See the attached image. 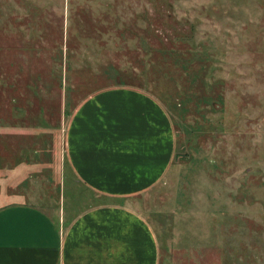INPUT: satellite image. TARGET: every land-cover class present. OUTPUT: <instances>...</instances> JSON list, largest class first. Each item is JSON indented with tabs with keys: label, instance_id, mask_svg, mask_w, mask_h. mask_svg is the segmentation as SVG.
I'll return each mask as SVG.
<instances>
[{
	"label": "rangeland",
	"instance_id": "1",
	"mask_svg": "<svg viewBox=\"0 0 264 264\" xmlns=\"http://www.w3.org/2000/svg\"><path fill=\"white\" fill-rule=\"evenodd\" d=\"M107 87L146 92L171 124L172 163L134 196L94 191L63 152L64 109ZM10 201L67 220L125 204L162 264H264V0H0Z\"/></svg>",
	"mask_w": 264,
	"mask_h": 264
},
{
	"label": "crops",
	"instance_id": "2",
	"mask_svg": "<svg viewBox=\"0 0 264 264\" xmlns=\"http://www.w3.org/2000/svg\"><path fill=\"white\" fill-rule=\"evenodd\" d=\"M67 112L66 161L99 194H140L172 163L168 116L144 91L103 88ZM63 205L58 214L24 201L1 205L0 264H162L154 232L133 207L103 203L67 220Z\"/></svg>",
	"mask_w": 264,
	"mask_h": 264
}]
</instances>
